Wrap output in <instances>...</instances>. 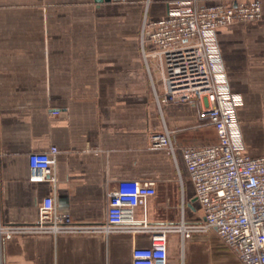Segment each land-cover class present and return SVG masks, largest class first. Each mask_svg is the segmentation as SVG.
I'll return each instance as SVG.
<instances>
[{
	"label": "crops",
	"instance_id": "0c3cea01",
	"mask_svg": "<svg viewBox=\"0 0 264 264\" xmlns=\"http://www.w3.org/2000/svg\"><path fill=\"white\" fill-rule=\"evenodd\" d=\"M174 1L0 0V223H34L53 197L74 222L102 224L107 191L125 180L155 183L149 225L202 218L181 149L214 144L215 130L191 104L157 106L139 49L144 18L166 17ZM256 1L259 19L216 30L230 90L242 99L236 116L250 157L264 156V0ZM151 74L159 91L154 66ZM164 129L175 158L152 145ZM51 147L56 184L29 181L28 155ZM197 237L184 244V264H240L221 243L232 256L208 255L210 242ZM149 244V234L14 235L0 238V264H130L133 248ZM167 251L179 264L178 235L168 236Z\"/></svg>",
	"mask_w": 264,
	"mask_h": 264
},
{
	"label": "built area",
	"instance_id": "2783aa9c",
	"mask_svg": "<svg viewBox=\"0 0 264 264\" xmlns=\"http://www.w3.org/2000/svg\"><path fill=\"white\" fill-rule=\"evenodd\" d=\"M260 16L256 0L211 6L200 5L197 0H177L171 3L166 17L156 21L144 18L141 25L139 49L157 106L191 104L198 108L201 124L212 126L216 133L214 144L181 149L194 199L202 211L200 220L188 221L181 216L177 223L149 225L145 206L155 196V183L125 180L107 191L102 224L76 223L56 209L53 197H45L34 223H0V238L149 234V246L134 247L130 264H173L167 242L168 236L175 234L179 237V264H184L185 242L214 233L224 247L235 253L240 264H264V156L245 154L236 116L242 99L230 90L216 38L217 28ZM151 63L159 74V91ZM151 140L154 147L167 149L175 158L170 131L164 129ZM56 155L55 147L30 153L29 181L54 186ZM138 207L143 208L140 220L135 216Z\"/></svg>",
	"mask_w": 264,
	"mask_h": 264
},
{
	"label": "rangeland",
	"instance_id": "374dc122",
	"mask_svg": "<svg viewBox=\"0 0 264 264\" xmlns=\"http://www.w3.org/2000/svg\"><path fill=\"white\" fill-rule=\"evenodd\" d=\"M150 66L153 68L152 63L150 64ZM197 238H200L204 242H206V241L210 242V244H209V248H210L209 251L210 252H207L208 255H210V256H223V255L229 256V255H231V254H226V253H223L220 251L221 247L218 245V244H220V241L214 233L201 235V236H198Z\"/></svg>",
	"mask_w": 264,
	"mask_h": 264
},
{
	"label": "water",
	"instance_id": "95a60500",
	"mask_svg": "<svg viewBox=\"0 0 264 264\" xmlns=\"http://www.w3.org/2000/svg\"><path fill=\"white\" fill-rule=\"evenodd\" d=\"M98 1H103V0H98Z\"/></svg>",
	"mask_w": 264,
	"mask_h": 264
}]
</instances>
